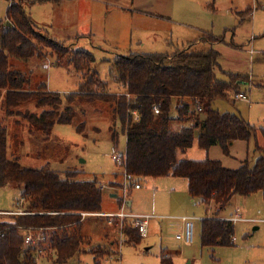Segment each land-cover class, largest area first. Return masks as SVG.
<instances>
[{
    "label": "rangeland",
    "instance_id": "1",
    "mask_svg": "<svg viewBox=\"0 0 264 264\" xmlns=\"http://www.w3.org/2000/svg\"><path fill=\"white\" fill-rule=\"evenodd\" d=\"M5 1L10 5L11 0ZM23 1L32 22L43 34L73 49H87L94 55L93 67L99 78L107 82V91L115 94L125 93L124 86L116 80L113 71V62L118 55L172 54L178 49L207 51L211 44L204 37L208 34L224 39L212 45L221 53L217 78L229 81L226 72L248 74L250 55L245 52L248 39L252 29L258 31L260 22V27H264V19H255L254 16L259 11L264 17V0H113L111 4L102 0H65L62 4ZM248 7H253L254 13L241 22L236 12ZM2 20L5 21V18ZM44 53V57L33 56L19 67L30 76L32 89L45 84L48 91L61 94L59 113H62L68 106L67 96L79 90L82 72L67 58L59 61L50 48L45 47ZM246 89L242 84L240 91ZM252 95L254 100L250 97V101L245 102L233 93L227 98L215 99L212 107L223 113L241 114L256 126L257 135L249 141L237 140L226 155L219 145L209 150L202 149L198 144L201 130H197L192 148L179 150L178 158L187 153L190 160L221 159L231 169L239 168L244 161L254 166L261 155L257 145L264 147V91ZM178 103L179 100L174 99L170 112V127L174 131L193 123L192 118L179 119ZM72 105V121L56 123L47 132L28 115L42 112L43 108H38L35 102L22 107V113L7 115L3 99L0 101V124L7 130L8 159L17 160L22 168L51 169L61 179L76 176L75 179L80 181L96 180L103 190L102 213L84 214L79 230L84 240L81 251L65 264H164L163 250L170 251L173 264H264V220L235 223L236 239L232 246H202L201 219L194 220L192 244L186 245L177 240L180 226L175 222L178 219L186 214L205 218L206 214L199 203L185 201L189 196L186 190L182 201H179L181 194L178 189L172 195L168 188L159 193L154 211L176 219H152L148 237L133 242L123 233L122 220L119 219V223L115 220L117 216L107 215V212L122 210V205L113 194L123 196L124 167L113 159V154L126 151L127 139L114 112L116 104L78 94ZM199 116L202 120L206 118L205 113H199ZM114 131L118 133V143L113 141ZM148 180L149 177L141 180L144 188ZM131 189L127 198L132 196ZM24 192L22 184H0V199L8 204H1L0 208L10 209L15 201L14 210H18L22 205L18 199ZM234 200L224 206V210L221 209L222 213L240 208L245 218L264 219L262 192L249 196L238 194ZM131 209L133 207L126 205V212ZM0 217L8 222L14 219L11 215ZM128 222L133 225V222ZM171 222L176 226L170 225ZM49 231L54 232L53 229ZM48 252L46 248L43 254L46 256L39 258L38 264H54L47 259Z\"/></svg>",
    "mask_w": 264,
    "mask_h": 264
},
{
    "label": "trees",
    "instance_id": "2",
    "mask_svg": "<svg viewBox=\"0 0 264 264\" xmlns=\"http://www.w3.org/2000/svg\"><path fill=\"white\" fill-rule=\"evenodd\" d=\"M63 1L35 0L56 4ZM252 12L253 8L249 7L239 12V16L244 20ZM208 38L211 47L207 51L178 49L172 54L118 55L113 62V71L125 93L115 94L108 92L107 82L99 78L93 67L95 57L89 50L73 49L50 39L32 22L24 1L11 0L5 21L0 20V101L3 99L7 115L22 113V107L35 102L38 108H43L42 112L28 115L47 132L56 123L72 121V104L78 94L114 101V112L127 139L129 173L138 180L164 176L185 178L190 196L201 198L205 204L212 203L217 217L235 195L262 192L264 196V147L257 145L261 155L252 167L248 161L231 169L220 160L178 158L179 150L192 148L197 130H201L198 144L202 149L219 145L226 155L235 141H249L257 135L256 126L240 115L223 113L212 107L213 100L240 92L239 83L247 77L226 72L229 81L218 79L216 69L220 67L221 55L212 45L222 38ZM45 47L50 48L59 61L67 58L82 72L79 90L67 96L68 106L62 113H59L61 94L48 91L45 84L32 89L30 76L19 67L33 56L44 57ZM174 99L179 100V119L193 120L192 125L180 131L170 127ZM155 105L160 107L159 113H155ZM134 111L138 113V119L134 117ZM199 113H205L206 118L200 119ZM262 135L264 137V129ZM113 141L118 143L116 131ZM75 177L61 179L51 169L22 168L17 160L8 159L7 130L0 124V184L16 183L25 188L18 200L23 199L20 208L25 213L16 215L14 222H0V264H38L36 249L24 246L22 227L55 230L49 235L46 233L47 241L43 246L44 253L46 248L49 249L47 259L54 264H65L81 251L84 240L79 230L83 215L102 213L103 190L96 180L80 181ZM123 200V196L118 197L120 205ZM216 217L202 220V246L234 245L235 224ZM127 222L122 225L123 233L133 242H140L143 237L139 228ZM172 260L170 254L163 253L164 264H173Z\"/></svg>",
    "mask_w": 264,
    "mask_h": 264
},
{
    "label": "crops",
    "instance_id": "3",
    "mask_svg": "<svg viewBox=\"0 0 264 264\" xmlns=\"http://www.w3.org/2000/svg\"><path fill=\"white\" fill-rule=\"evenodd\" d=\"M76 1H79V0H76ZM96 1H98V0H96ZM102 1L105 2L106 4L107 3L111 4L113 0H102ZM63 2H65V0ZM63 2H61V4ZM8 5H9V3H7L5 0L4 1L0 0V19L1 20L3 19V17L6 18ZM259 5H261V4H259ZM248 8H246V9H248ZM241 11H244V10H241ZM241 11H237L236 13H237V15L239 17V20L242 22V21L250 18L253 15L254 8H253L252 15L245 17L244 20H241L242 18L239 16V12H241ZM254 16H255V19H256V17H260L261 20L264 19L263 14H261L259 11H256ZM258 20H259V18H258ZM253 25L255 27V22H254ZM260 25H261V22L259 23V25L257 27L258 31H254L252 29L251 35H250V37L248 39L249 41H248V43L246 45L245 52L250 55V70L248 71L249 72L248 74H245V76L247 77V80H243V81H241L239 83V89H240L242 84L247 87L246 91H240V92H244V93L249 94L250 95L249 97H251V99H253V95L252 94H254V93L256 94L257 92L264 91V27H260ZM88 31L89 30L83 31V34H86ZM208 37H211V38H214V39L222 38L221 36L216 37V36H211L209 34H208V36H205L204 38H206L208 40L209 39ZM220 41H224V39L223 38L219 39L216 42H220ZM209 44H211V43L209 42ZM216 51H218V50H216ZM220 55H221V53H220ZM220 60H221V57H220ZM219 63H220V61H219ZM220 65H221V63H220ZM250 75L252 76V81L248 82L249 81L248 79H249ZM213 102H214V100H213ZM245 102H246V100H245ZM234 114H237V115H240L241 117H243L241 114H238V113H234ZM235 142L233 144H235ZM187 158H190V157H189V155L187 153H185L183 155V157H181L180 159H187ZM220 161L224 164L223 160L220 159ZM141 180L139 181L140 184H141L140 188H138V189L137 188H132L130 190V194L132 196H128L127 206H130V208L133 207V209H131V211H129L131 213L153 216L149 220L148 233H149L150 222L152 221V219H170V220L176 219V218L165 217V216H163L161 214H158V213H156L154 211L155 208L157 207L156 206V204H157L156 197L158 196L159 193L165 192V190H167V188L169 189L170 195H172L173 191H175L176 189L179 190V192L181 194V196H179V201H182L183 199H185L184 194H185V190H186V192H187V194L189 196H188V198L185 201L188 200V202L190 204L191 203H196V204L199 203L200 205H202V207H203V209L205 210V213H206V214H204L205 218H214V217H216L215 216L216 215V213H215L216 209H215V207L213 206L212 203L211 204H205L201 200V198H193V197L190 196L189 191H188V181L185 178L174 177V176H164V177L149 178L146 188L143 187ZM118 185L120 186V184H118ZM113 196L116 197L117 200H118V195L117 194H113ZM235 197H236V195L232 198V200L230 202L235 201L234 200ZM1 204H5V201H1V199H0V206H1ZM5 205H8V204L6 203ZM14 206H16L15 201L13 203V206H11L10 209H8V208L7 209H5V208L1 209L0 208V216L11 215V216L14 217V219H13V222H14L15 221V216L16 215H20L18 213H15L17 210H16V208L14 210ZM6 207H8V206H6ZM222 210H224V209H222ZM240 210H241L240 208H235V209H232V210L230 209V211L223 212V213L220 210L218 212V214H217L218 216L216 218L225 219V220H229L230 221L231 218H234L237 215H239L238 220L236 222H233L234 224L238 223V222H242V221H252V220H254V222H255V220L256 221H263L264 220V219H260V218H245L244 217V213L240 212ZM117 213H119V212H116V213L107 212V215L115 216V214H117ZM85 215H83V216H85ZM186 215H189V214H186ZM186 215H183V216H186ZM195 217H197V216H195ZM119 219L120 218H118V219L116 218L115 220L119 222ZM200 219L203 220L204 218H200ZM178 220L179 221H177L175 223H177V225L180 226V230H178V233H180L184 229V223L182 222L181 219H178ZM0 222H8V221H6V220H4V219H2L0 217ZM118 222H116V224ZM175 223L171 222L170 225L175 224ZM156 225H157V223H156ZM175 226H176V224H175ZM45 231H46V233H50L49 229L48 230L46 229ZM176 239L179 240L177 237H176ZM163 253L171 255L170 251H168V250H163L162 251V255H163ZM41 257H45V256L42 254L40 256V258Z\"/></svg>",
    "mask_w": 264,
    "mask_h": 264
},
{
    "label": "built area",
    "instance_id": "4",
    "mask_svg": "<svg viewBox=\"0 0 264 264\" xmlns=\"http://www.w3.org/2000/svg\"><path fill=\"white\" fill-rule=\"evenodd\" d=\"M249 81H252V76H249ZM236 98L238 99H243V100H247L250 101V97L247 93L244 92H238L236 94ZM201 110V108H200ZM154 111L155 113H159L160 111V107L158 105L154 106ZM133 115L136 119L139 118V115L136 111L133 112ZM113 159L119 163V165H121L122 167H124V173H123V185L121 187V190L123 192V205H122V210L115 214V216H117L118 218H120L122 221V225L124 223V221H131L133 222V225L135 227L139 228L140 234L143 238L148 237V224H149V220L151 217L150 215H140V214H134V213H129L125 211V207L127 205V194L129 192L130 188H140L141 184L139 182V180L131 173H129V171L127 170V152H123V153H115L113 154ZM20 203H23V199L20 200ZM18 214H24L25 212L23 211V209L18 208V210L15 212ZM239 218V215H237L234 218H231L230 221L232 222H236ZM182 220V222L184 223V229L182 232L178 233L176 235V237L181 240L184 244L186 245H190L192 244V242L194 241V228H195V224H194V220L196 219H200L199 217H195V216H183L180 218ZM121 225V226H122ZM23 234V238H24V246L29 248V247H33L36 249L37 255L40 256L42 254H44V249L43 246L45 245L46 241H47V234H46V229L44 228H34V227H22L20 228ZM235 240V238H234ZM167 256V255H165ZM169 257V255H168Z\"/></svg>",
    "mask_w": 264,
    "mask_h": 264
},
{
    "label": "flooded vegetation",
    "instance_id": "5",
    "mask_svg": "<svg viewBox=\"0 0 264 264\" xmlns=\"http://www.w3.org/2000/svg\"><path fill=\"white\" fill-rule=\"evenodd\" d=\"M123 205V204H122Z\"/></svg>",
    "mask_w": 264,
    "mask_h": 264
}]
</instances>
